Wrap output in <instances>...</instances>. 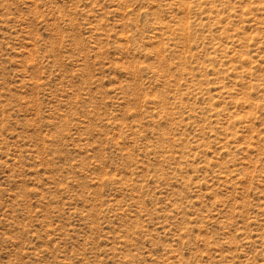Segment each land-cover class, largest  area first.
Masks as SVG:
<instances>
[{"label": "rangeland", "instance_id": "rangeland-1", "mask_svg": "<svg viewBox=\"0 0 264 264\" xmlns=\"http://www.w3.org/2000/svg\"><path fill=\"white\" fill-rule=\"evenodd\" d=\"M0 264H264V0H0Z\"/></svg>", "mask_w": 264, "mask_h": 264}]
</instances>
